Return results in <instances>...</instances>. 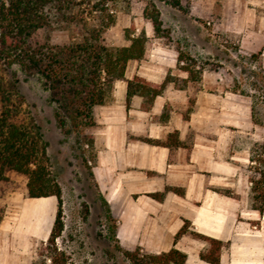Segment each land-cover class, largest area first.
I'll list each match as a JSON object with an SVG mask.
<instances>
[{
  "label": "crops",
  "instance_id": "crops-1",
  "mask_svg": "<svg viewBox=\"0 0 264 264\" xmlns=\"http://www.w3.org/2000/svg\"><path fill=\"white\" fill-rule=\"evenodd\" d=\"M218 29L237 36L240 52L259 56L264 68V0H224ZM181 34L188 38V30ZM178 50L149 43L147 59L130 61L126 80L115 83L113 100L94 109L89 163L95 189L123 251L159 255L176 248L187 255L185 264H210L200 255L211 245L199 235L222 243L218 264H264V208L256 209L252 199L251 161L264 128L251 98L229 88V74L203 71L184 89L168 84L150 111L142 110L138 95L127 105L128 81L135 77L154 84L169 74L189 79ZM173 134L169 146L150 143ZM24 202L13 211L0 201V264H33L50 237L57 206L47 225L46 215H34L24 229Z\"/></svg>",
  "mask_w": 264,
  "mask_h": 264
},
{
  "label": "trees",
  "instance_id": "trees-1",
  "mask_svg": "<svg viewBox=\"0 0 264 264\" xmlns=\"http://www.w3.org/2000/svg\"><path fill=\"white\" fill-rule=\"evenodd\" d=\"M111 0H0V64L11 68L18 66L30 77H37L49 101L55 106V121L65 136L75 134L77 141L86 151L88 161L94 160L93 136L89 133L96 126L94 109L113 100L115 83L126 80L125 74L130 61L147 59L149 37L145 32L129 38L130 44L112 47L105 43V33L115 25L116 17L111 13ZM155 1L165 3L178 10H185L182 0H150L144 11L152 23L155 34L164 33L161 11ZM66 30L69 42L52 43L55 30ZM43 30L44 41L35 36ZM180 68L189 73V79L168 75L162 84L148 82L141 77L128 81L127 105L138 95L143 98L142 110L150 111L157 96L168 84L174 83L184 89L189 81L202 78L203 67L193 58L178 50ZM199 69H196V67ZM1 81V80H0ZM0 82V183L7 179V172H15L27 178V196L31 199L56 198L57 212L53 229L46 243L51 249L53 264H68L63 252H59L56 240L63 232L62 188L52 172L47 157L46 145L41 143L37 131L21 119V106L4 94ZM171 110L166 109L161 121L169 119ZM175 134L166 142L150 141L169 146ZM251 161L261 168L255 170L252 179V196L258 210L264 208V143L254 144ZM5 210L0 208V224ZM185 226L177 235L186 232ZM206 240L210 252L200 255L210 264L219 263L222 248L220 241L196 235ZM41 249V248H40ZM40 251V250H39ZM132 264H185L187 255L176 248L159 255L142 254L140 248L123 251ZM40 254V252H39ZM57 257V258H56ZM56 258V259H55ZM37 259L33 261L36 264Z\"/></svg>",
  "mask_w": 264,
  "mask_h": 264
},
{
  "label": "rangeland",
  "instance_id": "rangeland-1",
  "mask_svg": "<svg viewBox=\"0 0 264 264\" xmlns=\"http://www.w3.org/2000/svg\"><path fill=\"white\" fill-rule=\"evenodd\" d=\"M149 1H109L108 7L115 15L116 23L105 33V43L112 47L128 46L130 37L145 32L150 44L159 43L179 49L186 57L197 61L204 71L229 74L231 78L224 79V82L231 90H239L251 98L255 121L264 128V68L259 64V56L240 52L237 36L227 35L218 29L224 0H182L185 10L155 1L165 30L159 37L150 20L144 16ZM183 29L188 30V38L181 34ZM45 37L41 30L35 40L42 42ZM51 39L54 44H66L69 33L58 29L51 34ZM0 80L1 91L21 106V119L35 132L36 127L39 128L52 172L62 188L64 229L56 240L59 252L65 254L68 264H132L118 245L116 224L108 217L107 207L95 189L92 166L86 153L88 145L83 148L75 134L65 136L62 133L55 121V106L50 103L49 94L37 77L28 76L18 66L7 68L1 63ZM254 165L255 170L261 168L259 164ZM255 170L252 171L253 176ZM6 175L7 179L0 183V201L15 211L25 200L24 229L28 225L30 227L34 215H46L47 225L49 211L55 212L57 199H29L27 178L11 171ZM39 250L36 264H53L49 257L51 249L44 244L39 246Z\"/></svg>",
  "mask_w": 264,
  "mask_h": 264
},
{
  "label": "built area",
  "instance_id": "built-area-1",
  "mask_svg": "<svg viewBox=\"0 0 264 264\" xmlns=\"http://www.w3.org/2000/svg\"><path fill=\"white\" fill-rule=\"evenodd\" d=\"M263 75H264V73H263Z\"/></svg>",
  "mask_w": 264,
  "mask_h": 264
}]
</instances>
